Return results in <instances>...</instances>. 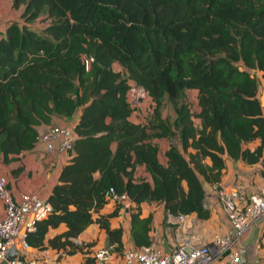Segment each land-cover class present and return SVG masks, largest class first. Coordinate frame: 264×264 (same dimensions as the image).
<instances>
[{
    "label": "trees",
    "instance_id": "1",
    "mask_svg": "<svg viewBox=\"0 0 264 264\" xmlns=\"http://www.w3.org/2000/svg\"><path fill=\"white\" fill-rule=\"evenodd\" d=\"M10 3L22 7L0 30V160L32 148L54 116L77 112L50 209L25 233L31 247L76 254L92 245L78 236L94 223L120 252L123 228L110 223L119 206L101 212L109 187L132 200L127 237L139 247L151 243L141 204L206 219L203 183L219 186L226 157L258 164L264 177V0ZM40 16V30L29 26ZM129 80L152 103L145 122L130 119ZM187 89L196 90V110Z\"/></svg>",
    "mask_w": 264,
    "mask_h": 264
},
{
    "label": "built area",
    "instance_id": "2",
    "mask_svg": "<svg viewBox=\"0 0 264 264\" xmlns=\"http://www.w3.org/2000/svg\"><path fill=\"white\" fill-rule=\"evenodd\" d=\"M87 63V60H85ZM37 138L50 150L53 141L58 144V150L65 152L74 138L67 125H49L43 131L37 132ZM7 179L0 175V259L5 249L14 244L17 257L11 264H46V258L32 252V247L25 241L27 231L34 229L35 221L46 215L50 204L46 197L34 191H22L14 196L6 185ZM216 202L225 214L227 229L224 232H214L208 242H183L163 250L155 244L134 247L124 243L120 252L113 250L112 245L98 244L91 250L86 264H216L214 256L220 257L226 264H253L244 258L241 251L233 246L241 239L247 227L253 221L264 218V184L255 190H246L239 182L229 186L214 187ZM106 197L118 209L128 212L133 205L125 193H116L112 187L106 191ZM186 214L175 215L178 222L184 221ZM57 256L54 254V258ZM53 264H62L56 260Z\"/></svg>",
    "mask_w": 264,
    "mask_h": 264
},
{
    "label": "crops",
    "instance_id": "3",
    "mask_svg": "<svg viewBox=\"0 0 264 264\" xmlns=\"http://www.w3.org/2000/svg\"><path fill=\"white\" fill-rule=\"evenodd\" d=\"M7 1L10 3V0ZM258 79V98L264 102V80L259 76ZM132 117L133 115L131 113L130 119L134 121ZM76 119L77 112L70 119L56 115L52 118L50 124H64L71 127ZM50 124L38 126L37 131H43ZM256 142L253 141L248 145L253 146ZM162 143L164 150L165 143L164 141ZM162 156H158V158ZM65 157L66 154L58 150L56 141H53V146L50 150L46 149L43 142L38 141L32 148L20 154L16 160L7 164H4L0 160V175L2 174L6 177V185L14 196H17L22 191L29 190L46 197L52 185L56 182L58 170L61 164L65 162ZM15 167H18V169L12 171ZM140 171L141 169L138 168V172ZM235 181L242 184L246 190L251 191L264 184V177L258 173V164L248 165L240 160H232L226 157L219 185L227 187ZM203 188L205 191L203 203L209 210V216L206 219H199L191 213L187 214L184 221L178 222L173 215H164L160 203L152 202L141 204V214L146 215L150 213L152 216L149 231L152 244L159 246L163 250H168L171 246L186 241L191 243L208 242L214 232H224L227 229L225 214L216 202L213 185L204 182ZM112 208L113 203L108 200L102 207L101 212H108ZM123 215L124 217H122ZM127 216L128 213L118 210V213L110 219L111 225L122 226L123 243H129L127 237ZM122 220V223H118ZM91 225L97 228L94 223L89 226ZM89 226L79 234L78 238L90 234L88 230ZM99 232L101 233L102 231ZM240 242L242 247L239 250L245 259L252 263L264 262V218L251 223L243 233ZM238 245V240L233 243V246H237L235 248H238ZM32 252L42 254L46 258V264L50 260L53 264L52 258L56 254L53 250L49 248L37 250L32 247ZM216 258L214 260L216 264H226L220 257L216 256ZM63 259L61 257L58 261L60 262Z\"/></svg>",
    "mask_w": 264,
    "mask_h": 264
},
{
    "label": "rangeland",
    "instance_id": "4",
    "mask_svg": "<svg viewBox=\"0 0 264 264\" xmlns=\"http://www.w3.org/2000/svg\"><path fill=\"white\" fill-rule=\"evenodd\" d=\"M21 7H14L11 5V3H9L7 0H0V30L4 29V27L12 20H19V12L21 10ZM46 24V21L43 20V18L37 17L34 21L29 23V26H31L34 29L40 30L44 25ZM186 99L190 104V107L192 110H196L197 109V105H196V90L194 89H187L186 90ZM127 100L129 101L130 107H131V113L133 115V120L134 121H138V122H145L146 119L150 116V110H151V102L149 100V98L147 97V95L145 94V92L143 91V89L140 86H137L134 84V82L132 80H129V88L127 91ZM262 105L264 106V102L261 99L260 100ZM162 115H168L170 116V112L169 109L167 108V106L164 107V112ZM157 146H158V156H162L163 154V143L160 139L156 140ZM165 148V147H164ZM124 217V215L122 216ZM259 219L253 221L252 223L258 221ZM122 221H119L118 223H122ZM251 224V223H250ZM96 228V227H95ZM94 227L89 226L88 230L90 232V234L88 235H83L81 236V238H78V241H82V242H91L92 245L89 246H84L82 248V251L77 252L74 255H67V254H62L61 256H55L58 258V260H60L61 257H63L64 259L61 260L60 262L62 264H68L72 263V264H86L85 263V257H87V255H89V253L91 252V250L93 249V247L95 249L98 248V244L100 243H104L105 239H104V235L103 233L99 232L100 230H97V228L95 229ZM87 230V231H88ZM237 247V246H235ZM239 247H242L241 242L239 240ZM87 249L88 252L87 253H83V251ZM56 258V259H57ZM54 258V260H56ZM216 256H214L213 260L211 259V261L216 260ZM48 264H52V261L50 260V262Z\"/></svg>",
    "mask_w": 264,
    "mask_h": 264
},
{
    "label": "water",
    "instance_id": "5",
    "mask_svg": "<svg viewBox=\"0 0 264 264\" xmlns=\"http://www.w3.org/2000/svg\"><path fill=\"white\" fill-rule=\"evenodd\" d=\"M17 248L14 244L5 249L3 257L0 259V264H11L17 257Z\"/></svg>",
    "mask_w": 264,
    "mask_h": 264
}]
</instances>
